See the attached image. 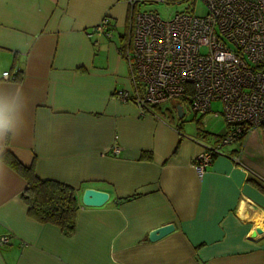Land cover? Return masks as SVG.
<instances>
[{"label":"crops","instance_id":"obj_1","mask_svg":"<svg viewBox=\"0 0 264 264\" xmlns=\"http://www.w3.org/2000/svg\"><path fill=\"white\" fill-rule=\"evenodd\" d=\"M131 11L129 0H0V92L21 105L0 140V264H264V127L223 145L200 176L194 159L226 134L223 110L201 115L186 99L142 110L116 96L131 87L120 53ZM105 15L112 37L92 32ZM7 151L76 189L72 235L29 215ZM86 188L110 199L86 206Z\"/></svg>","mask_w":264,"mask_h":264},{"label":"built area","instance_id":"obj_2","mask_svg":"<svg viewBox=\"0 0 264 264\" xmlns=\"http://www.w3.org/2000/svg\"><path fill=\"white\" fill-rule=\"evenodd\" d=\"M197 1L207 6L206 15L180 12L171 19L147 11L131 15L129 35L123 36L120 48L131 87L117 90L116 96L142 110L186 99L201 115L212 111L213 102H222L227 132L194 159L203 176L223 145L239 141L247 129L264 127V0L190 4ZM138 2L129 0L132 10ZM92 32L112 37L109 15ZM8 74L4 73L6 78ZM8 242V235L0 236V245Z\"/></svg>","mask_w":264,"mask_h":264},{"label":"trees","instance_id":"obj_3","mask_svg":"<svg viewBox=\"0 0 264 264\" xmlns=\"http://www.w3.org/2000/svg\"><path fill=\"white\" fill-rule=\"evenodd\" d=\"M247 133L248 129L240 140ZM3 158L27 180L22 197L28 205L29 215L41 223L57 225L65 234L72 235L76 229L79 208L76 189L57 180L40 179L33 167L24 165L8 151L4 153Z\"/></svg>","mask_w":264,"mask_h":264},{"label":"rangeland","instance_id":"obj_4","mask_svg":"<svg viewBox=\"0 0 264 264\" xmlns=\"http://www.w3.org/2000/svg\"><path fill=\"white\" fill-rule=\"evenodd\" d=\"M144 11L155 12L160 14L164 19H171L173 16H175L177 13L180 12H190L199 16H204L207 14V6L202 1H197L196 4L191 5L190 0L174 1L168 3L159 2L155 0H139L135 9L131 11V15H133V13L144 12ZM125 35L128 37L129 30L125 33ZM212 108L214 111L216 110L222 111L223 103L219 101L214 102ZM193 116L194 115L191 112V110H186L185 120L188 122L186 127L190 126V121L193 119ZM219 118L220 119H217L218 121L224 122L223 115L220 116ZM177 119L180 120L181 118L177 116ZM212 124L208 123L207 120L203 121V125L206 130L213 131V128L218 124V122H212Z\"/></svg>","mask_w":264,"mask_h":264},{"label":"clouds","instance_id":"obj_5","mask_svg":"<svg viewBox=\"0 0 264 264\" xmlns=\"http://www.w3.org/2000/svg\"><path fill=\"white\" fill-rule=\"evenodd\" d=\"M19 101V94L10 96L0 92V140L15 131L21 107Z\"/></svg>","mask_w":264,"mask_h":264},{"label":"water","instance_id":"obj_6","mask_svg":"<svg viewBox=\"0 0 264 264\" xmlns=\"http://www.w3.org/2000/svg\"><path fill=\"white\" fill-rule=\"evenodd\" d=\"M179 116L183 115L182 106H177ZM110 199V194L106 191L98 190L95 188H86L83 192L82 202L86 206L100 207L103 206ZM175 226L172 224L159 227L151 232L150 239L152 241L162 238L174 230ZM262 229H258L261 233Z\"/></svg>","mask_w":264,"mask_h":264}]
</instances>
